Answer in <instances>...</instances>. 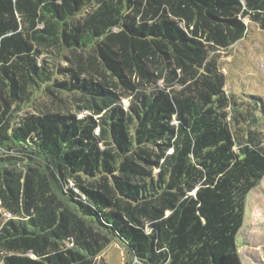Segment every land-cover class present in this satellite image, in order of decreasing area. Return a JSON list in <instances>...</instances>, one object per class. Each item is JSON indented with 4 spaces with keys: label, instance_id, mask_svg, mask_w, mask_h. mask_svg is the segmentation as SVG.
<instances>
[{
    "label": "trees",
    "instance_id": "16d2710c",
    "mask_svg": "<svg viewBox=\"0 0 264 264\" xmlns=\"http://www.w3.org/2000/svg\"><path fill=\"white\" fill-rule=\"evenodd\" d=\"M245 17L264 0H0V264H242L264 104L219 51Z\"/></svg>",
    "mask_w": 264,
    "mask_h": 264
},
{
    "label": "rangeland",
    "instance_id": "374dc122",
    "mask_svg": "<svg viewBox=\"0 0 264 264\" xmlns=\"http://www.w3.org/2000/svg\"><path fill=\"white\" fill-rule=\"evenodd\" d=\"M244 21L248 29L245 37L219 51L220 66L226 75V91L243 104L258 103L260 106L264 104V28L248 17ZM123 105H128L127 100H123ZM252 110L259 115L258 106ZM259 119V129L264 133V114ZM237 246L242 264H264V177L246 197ZM95 264L138 263L130 262L122 246L114 241L96 258Z\"/></svg>",
    "mask_w": 264,
    "mask_h": 264
}]
</instances>
